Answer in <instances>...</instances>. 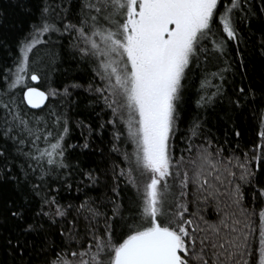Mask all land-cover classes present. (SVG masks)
<instances>
[{
	"label": "snow or ice",
	"instance_id": "snow-or-ice-1",
	"mask_svg": "<svg viewBox=\"0 0 264 264\" xmlns=\"http://www.w3.org/2000/svg\"><path fill=\"white\" fill-rule=\"evenodd\" d=\"M17 2L30 24L0 84V264H264V73L240 50L264 61V23L259 43L241 28L264 0ZM65 39L87 83H54ZM81 90L111 113L103 170L70 159L92 146L83 120L68 143ZM212 202L215 223L199 210Z\"/></svg>",
	"mask_w": 264,
	"mask_h": 264
},
{
	"label": "trees",
	"instance_id": "trees-1",
	"mask_svg": "<svg viewBox=\"0 0 264 264\" xmlns=\"http://www.w3.org/2000/svg\"><path fill=\"white\" fill-rule=\"evenodd\" d=\"M257 7H259V0H254ZM73 3H76V0H73ZM254 27L248 26V21H244L241 24V28L244 29L243 35L252 36L255 35V42L259 43V32L256 30L264 23V18L253 17ZM30 24L29 15L18 6L17 0H0V84L3 82L2 73L5 69L10 68L13 65V62L18 55L17 53V41L21 39L28 31ZM63 47H57L56 51L59 53V59L57 63V71L53 74V81L55 84L63 86V83L70 82L72 79L80 83H87L92 76L91 65L85 61H81L79 55L76 54L75 57L71 54V51L68 46V40L65 39L62 42ZM235 49V45H233ZM241 52L244 53V56L249 60V71L254 75H259L264 73V61L256 57L253 59V52L251 44L247 48L242 44L240 46ZM235 63H239V57H234ZM243 71V69H239ZM199 78L194 76L190 81L187 88V95L185 100L187 103L185 107L186 119L184 123L181 124V135H178L176 138V150L177 155L179 156L180 151L185 147L183 133L187 127V122L192 118V115L197 111L195 100L197 99V88L199 87ZM73 100H77V104L71 106L69 111V116L71 118V127L72 131L68 143L70 144H83L84 135H87V128L84 129V135H81V129L77 127V121L83 120L86 125H91L93 132L90 138L91 148L84 150V153L81 154V149L76 148L73 152L72 149L68 151L72 154L70 159L75 163V157L79 158L88 166L96 167L99 165L101 170L104 168V162L108 161V166H111V161L109 160V153L111 149V139H112V125H106L104 130L99 129V124L103 119L111 118V113L105 110L104 113H101V109L104 107L103 103L90 104V100H94L95 97L89 95L88 93L79 92V96L74 95ZM101 113V115H97ZM215 124V119L210 118L207 124L208 128H212ZM215 131V130H214ZM220 134V133H217ZM126 147L128 151H131V144L122 145ZM103 153V155H101ZM113 157L116 154H112ZM119 159L118 157H116ZM110 174V173H109ZM75 195V193L73 192ZM103 194V189H100L97 193H92V195ZM226 199V197H222ZM223 205H221L222 207ZM190 210L195 212L197 211L196 203V193L193 191L191 193V203ZM199 210L201 214L208 220L209 223H215L218 220V208L215 202L209 203L207 205L201 203L199 205Z\"/></svg>",
	"mask_w": 264,
	"mask_h": 264
}]
</instances>
